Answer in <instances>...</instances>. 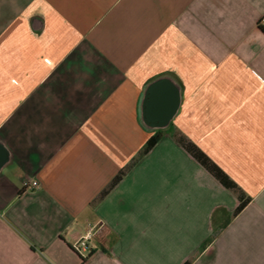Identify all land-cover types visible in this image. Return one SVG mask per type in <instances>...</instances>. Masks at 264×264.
<instances>
[{
	"label": "crops",
	"instance_id": "obj_1",
	"mask_svg": "<svg viewBox=\"0 0 264 264\" xmlns=\"http://www.w3.org/2000/svg\"><path fill=\"white\" fill-rule=\"evenodd\" d=\"M262 17L0 0V264H264Z\"/></svg>",
	"mask_w": 264,
	"mask_h": 264
},
{
	"label": "built area",
	"instance_id": "obj_2",
	"mask_svg": "<svg viewBox=\"0 0 264 264\" xmlns=\"http://www.w3.org/2000/svg\"><path fill=\"white\" fill-rule=\"evenodd\" d=\"M258 27L260 28V30H262L264 32V17H262L259 22H258ZM39 187V183L37 181H26L24 183V188L25 189H35ZM101 226H92L87 234L81 239L79 240L76 245H75V249L77 252H84V253H89V241L90 239L100 230Z\"/></svg>",
	"mask_w": 264,
	"mask_h": 264
},
{
	"label": "trees",
	"instance_id": "obj_3",
	"mask_svg": "<svg viewBox=\"0 0 264 264\" xmlns=\"http://www.w3.org/2000/svg\"><path fill=\"white\" fill-rule=\"evenodd\" d=\"M160 139H161V135H156V136L151 137L150 140H149L148 146H147V148L145 150V153L150 152L156 146V144L158 143V141ZM199 160L201 161V163L206 168H208L209 170H211L212 172H214L219 177V174L215 171L216 168H213L212 167V164L206 158L205 159L202 158V159H199ZM120 178H121V176L118 177V179L116 180V182H118ZM219 178H221V177H219Z\"/></svg>",
	"mask_w": 264,
	"mask_h": 264
}]
</instances>
